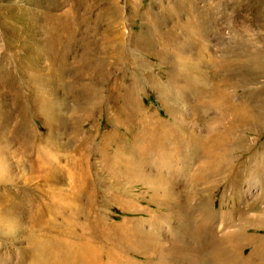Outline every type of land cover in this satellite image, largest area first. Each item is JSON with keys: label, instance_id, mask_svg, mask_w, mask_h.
Listing matches in <instances>:
<instances>
[{"label": "bare ground", "instance_id": "6f19581e", "mask_svg": "<svg viewBox=\"0 0 264 264\" xmlns=\"http://www.w3.org/2000/svg\"><path fill=\"white\" fill-rule=\"evenodd\" d=\"M204 20L202 14L189 18L182 27L187 39H182L184 34L175 30L178 23L162 31L158 21L152 19L155 38L146 35V28L141 26L131 45L129 41L121 48L125 64L136 53V47L160 42L164 55L171 58V52L177 63L166 79L160 80L152 70L144 82L137 74L125 78L122 72L103 92L107 72L103 59L101 65L96 61L94 89L82 83L78 97L84 103L82 114L85 117L97 110H108L113 127L94 146L95 134L78 124L81 137L76 144L77 160L72 163L75 182L70 197L63 206L44 210L38 206L31 210L27 201H16L17 194L7 192L1 198L11 209L29 210L37 225L44 222L48 212L65 221L60 225L50 219V229L42 232L45 238L36 239L35 235L32 244L36 252L28 264H264V140H249L246 133L264 128V94L260 92L264 87L237 92L219 83L210 91V76L200 69L205 53L199 37ZM51 29L65 32L66 24L51 25ZM188 37L199 47V54L191 61L185 54L190 45ZM226 52H236L234 55L242 58L234 62L230 58L232 63L225 67L229 69L228 76H238L234 86L264 76L263 56L251 51L247 44ZM142 63L147 61L142 59ZM147 84L157 92L165 113L148 110L141 103ZM39 93L30 96L26 105L29 108L41 98L42 111L46 112L49 104ZM188 95L193 96L191 122L182 116L175 100L172 102L174 96L187 99ZM203 108L218 109L212 116L214 124L207 122L210 117L205 120ZM21 127L16 126L14 132L23 135L34 148L37 139L48 138L35 129L26 132ZM95 151L98 174L101 173L98 179L92 169ZM43 157H49V153L44 152ZM153 160L178 163L179 169L187 172V182L181 185L176 180L164 187L167 178L164 181L159 176L165 173L157 175L158 169L156 172L150 166ZM45 173L48 178L56 177L53 170ZM136 181L149 186L148 197L130 189ZM244 183L256 187L250 197L243 192ZM95 186L102 189L101 195L95 194ZM214 186L220 191L218 200L211 194ZM110 203L133 215L122 223L108 224L102 208ZM159 219L166 223L164 228L154 224ZM247 250L249 254H245Z\"/></svg>", "mask_w": 264, "mask_h": 264}, {"label": "rangeland", "instance_id": "374dc122", "mask_svg": "<svg viewBox=\"0 0 264 264\" xmlns=\"http://www.w3.org/2000/svg\"><path fill=\"white\" fill-rule=\"evenodd\" d=\"M200 14L205 18L199 36L205 50L200 69L210 76V91L219 83H223L222 87L228 91L261 90L264 76L234 86L238 76H228L229 69L225 67L242 59L234 55L236 52L227 53L226 49L235 48L236 51L237 46L245 44L264 58V0H0V263L28 264L36 252L32 244L35 235L36 239L45 238L42 232L50 229L47 222L53 219L65 225L61 216L50 212L45 215L44 222L37 225L38 222L32 221L29 210H14L3 204L6 202L1 201L4 193L17 194L16 201L22 198L23 202L29 203L31 210L37 206L41 210L58 204L63 206L75 182L72 163L77 160L76 144L81 137L78 124L95 134L94 146L113 127L109 120L112 113L108 110H97L85 117L82 114L84 103L78 97L84 87L82 83L94 89L96 61L101 65L103 59L102 65L107 72V78L102 81L103 92L109 82L122 72L125 78L137 74L144 82L148 71L152 70L160 80L166 79L174 72L177 63L171 52L168 53L171 58L164 55L160 42L155 41L153 45L147 42L145 47H136V53L125 64L121 48L129 41L131 45V39L141 26L146 28V35L148 33L155 38V30L151 29L152 19L158 21L162 31L178 23L175 30L184 34L182 39H187L182 27L189 18ZM56 24H66L65 32L53 31L51 25ZM188 41L190 45L185 54L191 61L199 54V47L197 41L192 42L189 37ZM232 57V62H229ZM142 59L147 63L143 64ZM263 89L260 91L262 94ZM38 92L49 104L46 112L42 111L41 98L29 108L26 105L27 99ZM211 95L208 92L207 97L211 98ZM192 100V95L187 99L175 96L172 99L187 122L192 120ZM140 101L148 110L158 109L165 113L157 92L148 84ZM217 110L203 108L205 120L210 117L208 123L214 124L212 116ZM18 125L23 126L21 128L26 132L35 129L40 136L47 135L48 140L37 139V148H34L23 135L14 132ZM246 133L249 140H264V128ZM22 148L27 149L22 151ZM44 152L49 153V157L44 158ZM93 159L92 169L98 179L101 173L98 174L96 151ZM163 162L153 160L150 166L156 172L158 169L157 175L165 173L163 177L158 175L163 180L167 178V182L163 181L164 187L176 180L181 185L187 182V172L179 169L178 163ZM40 168L45 170L41 172ZM47 170H53L56 177L48 178ZM146 186L136 181L130 189L148 197L151 191ZM243 187L247 197L256 188L248 187L246 183ZM213 189L211 194L218 200L220 191L217 186ZM100 190L95 186V194L101 195ZM160 192L163 193V188ZM102 209L108 224L122 223L133 215L114 203ZM155 221V225L165 227L163 220Z\"/></svg>", "mask_w": 264, "mask_h": 264}]
</instances>
